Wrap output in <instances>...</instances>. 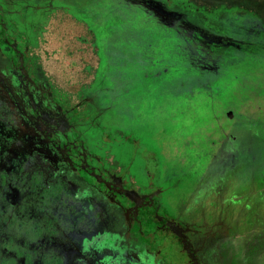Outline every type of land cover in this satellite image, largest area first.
Returning a JSON list of instances; mask_svg holds the SVG:
<instances>
[{
    "label": "flooded vegetation",
    "instance_id": "af4514ba",
    "mask_svg": "<svg viewBox=\"0 0 264 264\" xmlns=\"http://www.w3.org/2000/svg\"><path fill=\"white\" fill-rule=\"evenodd\" d=\"M129 1L0 0V257H12L8 264H264V118L239 120L236 110L220 109L222 119L196 128V139L183 135L180 143L175 127L171 144L154 142L156 124L149 133L130 120L119 136L99 119L102 107L132 104L127 87L142 91L145 79L168 70L164 61L184 65L189 78H215L233 72L250 41L219 46V69L200 70L185 47L211 39L208 30L244 39L241 26L192 0L160 1L198 29L183 25L182 15L157 24L155 13ZM143 16L172 40L147 41ZM103 62L119 67L108 74L126 87L110 94L119 103L105 104L108 91L98 97ZM231 119L241 121V137L230 132ZM41 191L62 209L63 244L50 241L57 220L36 215L44 210Z\"/></svg>",
    "mask_w": 264,
    "mask_h": 264
},
{
    "label": "rangeland",
    "instance_id": "374dc122",
    "mask_svg": "<svg viewBox=\"0 0 264 264\" xmlns=\"http://www.w3.org/2000/svg\"><path fill=\"white\" fill-rule=\"evenodd\" d=\"M195 3L206 7L207 9H220L222 6H226L229 11H225L227 15L233 16L231 8L234 9L236 14L241 15L235 18L237 21H241V19L245 16H252L257 18H263L264 20V0L258 2H249L250 6H242L239 0H192ZM140 6V2H135ZM246 2V5H249ZM146 8V7H145ZM144 8V9H145ZM247 9V11L245 10ZM247 12V13H246ZM156 14H152L155 16ZM219 17V16H217ZM243 18V19H244ZM143 21L142 27L139 26V21H135L134 25L138 26L135 28L139 32L141 27L142 35L147 38V41L155 40L158 38L160 41L166 42V40H172V36H163L162 34H155L156 32V24L157 22H153L147 20L145 16L141 17ZM213 20V19H211ZM210 21V19H209ZM105 24V23H104ZM157 24L164 25L163 22L158 20ZM212 24V23H210ZM213 25V24H212ZM214 26L219 27V24H215ZM119 29V27H115ZM257 26H250L249 33L255 34L261 38L258 42L255 39L250 38L248 41L250 43L245 46V52L241 54L240 59L234 63L233 72L230 69H226L227 75L225 72L223 75H216L215 78H211L208 76V79H193L186 76L187 71L184 65L178 64L177 61H164L163 72L167 71L163 74L158 75L156 78L149 77L145 79V83L143 85V90L141 91L139 88L130 89V86L127 87V91L132 94L130 97L131 103V114L126 112V103L128 100H123V107H118L117 105H112L109 109L108 106L102 107V110L105 109L101 119V125L109 126L112 125L113 131L118 133L119 136L123 132L129 131L130 120H139L140 129H145L149 133H153L155 130V126L157 127L156 132L152 139L156 143H177V135L179 130L182 135L180 143L184 141L182 137L184 135L187 141L193 140L196 133V128H201L204 125H208L210 121L220 120L222 119L223 112L222 110H233L238 114L239 120L242 117L248 118H264V69L262 72L258 71L259 66L264 67V31L260 32ZM119 30H122L121 28ZM123 31V30H122ZM208 32H214L212 30H208ZM123 37V32H120ZM102 36L105 35L101 33ZM140 37V35H138ZM122 37H112L114 40H122ZM216 39V36H214ZM249 37V36H248ZM247 37V38H248ZM253 37V35H252ZM246 38V39H247ZM137 39L136 37L130 36V40ZM245 39V38H244ZM243 37L236 38L234 36L226 39V40H198L195 42V45L186 46L185 49L189 50V57L192 66L198 68L200 70L211 71L215 69H219L221 64V57L223 55V50L218 49L219 46H239V43H245ZM200 45L201 49L197 46ZM116 46V45H115ZM217 48L218 51L213 49ZM165 50L162 52L164 56H167L166 52H170L169 49L164 48ZM162 50V49H161ZM158 49V51H161ZM200 51V52H199ZM183 55L182 52L179 53ZM184 56V55H183ZM169 57V56H167ZM186 57V56H185ZM258 63L257 67L256 64ZM110 68L106 63L101 64L100 71L96 76L94 84L96 89L99 90L98 97H102L101 93L108 91L107 95L104 98L105 104L110 102L112 97L117 98L115 102H120V97H115L110 95L112 90L116 87V89L122 90L124 87V83L119 84L118 76L108 74H114L118 71V65H115L113 68ZM109 69V73L106 72ZM205 77V76H203ZM241 78L239 80L238 78ZM97 80L101 84H97ZM90 82V79L87 80ZM103 82V83H102ZM133 85V81L131 80ZM130 85V84H129ZM238 93H237V92ZM188 96H191L188 98ZM230 107V109H228ZM219 109V112L217 113ZM152 110V112H151ZM153 124H156L155 126ZM145 126L147 128H145ZM161 126L169 127L168 130L162 131ZM170 126H174V128H170ZM159 127V128H158ZM161 127V128H160ZM175 127H180V129H176ZM228 127L230 132L235 130V134L241 137L242 135V124L241 121H236V119L228 120ZM228 129V130H229ZM144 130H139L135 128V132L137 136L145 139L142 132ZM163 132V134H161ZM146 133V132H145ZM175 133V134H174ZM118 154L125 158V148L115 146ZM171 153V152H169ZM189 163V161H188ZM185 169V174L189 176V179L193 180L194 173L190 171L187 173L188 168L186 166L182 167ZM200 170V169H196ZM20 179H22L21 184L23 183V178L18 175ZM52 178V176H47V179ZM20 186L21 194L20 197L23 202L29 198V193L25 191L24 186ZM18 187V186H17ZM60 197H57L58 200ZM36 199L43 204L44 210L39 213L37 209V214L40 217L51 216L57 220L56 229L51 236L50 241H55L60 244H63V239L61 236L62 225H61V214L62 209L59 207L58 209L54 208L53 199L50 196H45L42 191L38 192L36 195ZM25 205L20 208V211L23 212ZM45 211V212H44ZM61 226V228H60ZM59 234V235H57ZM51 246V244L49 245ZM54 248V252L58 255L62 254L63 249L56 244H52ZM62 246V245H61ZM61 251V252H60ZM71 262V261H70Z\"/></svg>",
    "mask_w": 264,
    "mask_h": 264
},
{
    "label": "trees",
    "instance_id": "16d2710c",
    "mask_svg": "<svg viewBox=\"0 0 264 264\" xmlns=\"http://www.w3.org/2000/svg\"><path fill=\"white\" fill-rule=\"evenodd\" d=\"M180 2H185L186 0H179ZM240 1V3H241V5L242 6H250V4H249V2H258V1H262V0H239ZM186 2H188V1H186ZM246 2H247V4H249V5H246ZM204 6H202V8H203ZM234 9H237V8H231V11L230 12H232V14H235V15H233V16H229V15H227V13H225V11H229L230 9H227V7L226 6H222L220 9H218L217 11H219V13L220 12H224V14H223V17L222 18H220L221 16L219 15V17H218V20H222V19H224L225 20V23L226 24H229L230 26H232L233 24L236 26L237 25V27H235V28H238V26H241V28L239 29L240 30V32H237V29H235V31L237 32V34L238 35H242V36H244L245 38H247L248 36V38L247 39H245V40H249L250 38H252V39H255L256 41H260L261 40V38L260 37H258L257 35H255V34H250L249 33V28H250V26H257V27H259L258 28V30L260 31V32H263L264 31V20H263V18L261 17V18H257V17H252V16H250V15H248V16H245V18L243 19V20H241V21H237L235 18L238 16L239 18H241L242 16L241 15H238V14H236L237 12H234ZM246 11H247V9H245ZM247 13V12H246ZM217 22H213L212 24H216ZM232 34H234L233 32H232ZM226 35H228V36H233V35H230V34H228V33H226ZM252 35H253V37H252ZM12 259V257L10 258L6 253L5 254H3V256H1L0 257V264H8V262H9V260H11ZM46 262V261H45ZM44 262V263H45ZM43 263V264H44Z\"/></svg>",
    "mask_w": 264,
    "mask_h": 264
},
{
    "label": "water",
    "instance_id": "95a60500",
    "mask_svg": "<svg viewBox=\"0 0 264 264\" xmlns=\"http://www.w3.org/2000/svg\"><path fill=\"white\" fill-rule=\"evenodd\" d=\"M136 1L140 2V4L144 5V7H146L147 9L152 11L153 13H155L160 22L166 21L164 18H172L173 20L171 23H173L175 21V18L180 16L181 18L184 17L183 18L184 21L182 22L183 25L188 26V27H193V25L196 26L193 22H191L190 20L187 19V16H183L180 12H178L176 10H171L170 8H168L167 5L163 1H160V0H131L128 3H130V2L135 3ZM167 23L170 25L169 22H167ZM194 28L198 29L197 26ZM187 29H189V28H187ZM210 33H211V39H213V40H226V39L232 37V36H228L226 34L218 35L217 33H214V32H210ZM214 36H216V39H214L215 38Z\"/></svg>",
    "mask_w": 264,
    "mask_h": 264
}]
</instances>
